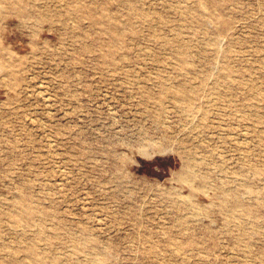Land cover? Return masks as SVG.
<instances>
[{
	"label": "rangeland",
	"instance_id": "obj_1",
	"mask_svg": "<svg viewBox=\"0 0 264 264\" xmlns=\"http://www.w3.org/2000/svg\"><path fill=\"white\" fill-rule=\"evenodd\" d=\"M0 264H264V0H0Z\"/></svg>",
	"mask_w": 264,
	"mask_h": 264
}]
</instances>
